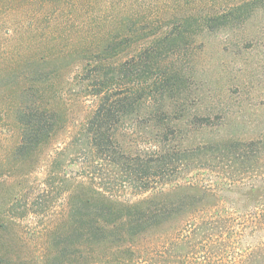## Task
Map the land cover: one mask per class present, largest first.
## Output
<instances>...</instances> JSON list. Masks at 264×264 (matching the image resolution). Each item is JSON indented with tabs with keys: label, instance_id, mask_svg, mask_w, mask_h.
Masks as SVG:
<instances>
[{
	"label": "rangeland",
	"instance_id": "obj_1",
	"mask_svg": "<svg viewBox=\"0 0 264 264\" xmlns=\"http://www.w3.org/2000/svg\"><path fill=\"white\" fill-rule=\"evenodd\" d=\"M244 1H254L248 17L210 30L196 28L192 42L167 59V67L186 76L185 92L156 95L133 117L135 122L124 119L114 125L119 137L126 130L154 126L144 114L163 106L175 112L170 126L183 131V142L193 137L189 126H202L193 144L264 142V0H0L3 264H49L59 256L81 257L88 264H231L247 248L252 242L247 233L237 250L224 251L216 237L192 241L194 227H207V219L190 217L186 208L190 198L201 199L198 187H211L216 196L205 197L198 208L219 210L222 221L241 230L253 208L249 164L231 163L222 155L210 164L212 172L179 171L155 191L139 195L115 187L104 193L95 187L99 181L83 174L73 146L80 143L78 134L97 105L85 91L92 67L113 66L146 45L134 42L105 55L101 49L112 35L126 24L138 27L143 16L162 21L159 14L166 7L200 17ZM28 105L49 114L52 136L33 152L15 154L21 140L18 108ZM194 115L209 121L195 125ZM66 148L65 155L57 154ZM228 179L236 183L228 186ZM95 212L100 216L92 217ZM146 212L154 214L149 224L138 223L136 218ZM92 223L106 229L95 235Z\"/></svg>",
	"mask_w": 264,
	"mask_h": 264
},
{
	"label": "trees",
	"instance_id": "obj_2",
	"mask_svg": "<svg viewBox=\"0 0 264 264\" xmlns=\"http://www.w3.org/2000/svg\"><path fill=\"white\" fill-rule=\"evenodd\" d=\"M252 2L244 1L220 11L213 9L200 17L192 13L186 15L184 11L170 12L169 7H166L168 11L159 14L160 17L164 16L162 21L160 18L152 21L149 15L143 16V20L136 24L138 27L131 28L130 24H126L120 34L112 35L101 49L105 55L117 53L115 51L122 46L128 49L134 42L146 41V45L113 66L100 64L92 67L93 72L91 70L84 79L85 91L97 99V105L78 134L80 143L73 145L83 174L92 182L99 181L95 187L104 193L114 191L115 187L132 189L134 194L139 195L155 191L174 181L173 174L176 172H212L210 164L222 155L231 163L239 161L249 164V196L253 208L244 217L246 220L241 230L234 229L226 220L222 221L219 210L198 208V203L203 202L205 197L216 196L211 187H198L201 199L190 198L186 208L190 217L197 215L207 219V227H194L192 241L196 236H202L201 240L205 241L216 237L214 242L226 251V247L232 250H237L236 246L241 247L240 239L246 233L252 237V242L237 252L231 264H264V142L230 139L193 144L194 134L202 126H189L188 133L193 137L187 138L185 143L182 141L183 131L170 126L172 120L169 116L175 112L163 106H152L144 114L147 122L154 123V126H143L142 130H124L125 134L119 137L114 125L124 119L135 122L133 117L138 115L144 104L151 103L156 95L185 92L186 76L179 70L167 67L169 56L176 49L185 48L186 42H192L196 28L210 30L248 17L254 7ZM164 19L167 21L163 22ZM158 27L162 29L160 34ZM18 109L21 140L15 148V154L33 152L40 142L52 136V118L32 105L20 106ZM191 119L195 125L209 121V118L196 115ZM66 150L57 154L65 155ZM190 179L191 182L193 177ZM228 181V186L236 183L231 179ZM191 186L197 189L195 182ZM144 215L136 220L148 225L154 214L146 212ZM91 216L98 217L100 214L95 212V216ZM89 229L98 235L106 227L92 223ZM204 261L201 264H213L209 260ZM0 264H3L1 260ZM49 264L88 263L82 262L81 257L59 256Z\"/></svg>",
	"mask_w": 264,
	"mask_h": 264
}]
</instances>
